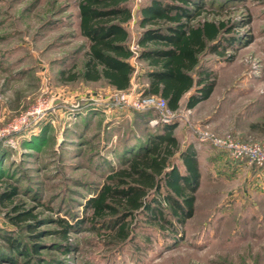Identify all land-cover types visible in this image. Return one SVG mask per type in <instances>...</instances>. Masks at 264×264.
<instances>
[{
	"label": "rangeland",
	"instance_id": "obj_1",
	"mask_svg": "<svg viewBox=\"0 0 264 264\" xmlns=\"http://www.w3.org/2000/svg\"><path fill=\"white\" fill-rule=\"evenodd\" d=\"M148 1L128 0L135 18ZM192 1L229 25L222 37L235 39L224 57L203 58L216 74L213 92L190 113L183 104L170 117L181 125L173 131L197 142V130L206 129L264 144V0ZM78 20V0H0V180L19 185L13 203L38 219L32 229L12 226L13 212L0 202V264H264V166L211 149L198 155L193 213L175 230L135 213L132 237L116 243L79 223L90 212L87 199L135 142L121 147L125 139L145 137L161 115L145 110L151 119L141 123L133 110L104 111L114 90L103 80L65 79L82 69ZM58 217L75 224L66 254ZM7 238L30 250L29 263Z\"/></svg>",
	"mask_w": 264,
	"mask_h": 264
},
{
	"label": "trees",
	"instance_id": "obj_2",
	"mask_svg": "<svg viewBox=\"0 0 264 264\" xmlns=\"http://www.w3.org/2000/svg\"><path fill=\"white\" fill-rule=\"evenodd\" d=\"M203 12L202 6L192 0H149L138 9L139 31L133 42L137 45L135 60L144 64L140 76H136L138 86L144 94L163 98L171 111L181 107L186 93L184 107L190 109L211 95L216 74L203 58L224 57L226 46L235 39L233 35L222 37V33L230 31L224 20L208 19ZM132 16L128 0H78V29L86 50L81 71L65 79L103 80L113 90L128 89L135 72L127 27ZM135 116L141 123L151 119L147 111H136ZM175 125L158 121L145 137L135 134L125 139L121 147L129 139L135 140L125 152L129 156H121L120 165L110 167L98 190L87 199L90 212L79 223L86 222L94 231L103 230L110 239L121 243L132 237L135 213L148 215L159 228L171 230L192 215L201 178L198 157L191 146L181 147L172 134ZM19 188L1 179L0 202L13 212L6 216L8 223L32 229L31 222L38 221L36 215L13 203ZM55 221L61 228L62 252L66 254L71 247L68 233L75 224L64 217ZM7 239L10 249L28 255L29 249L14 238ZM37 250L35 246L31 252L37 254Z\"/></svg>",
	"mask_w": 264,
	"mask_h": 264
},
{
	"label": "built area",
	"instance_id": "obj_3",
	"mask_svg": "<svg viewBox=\"0 0 264 264\" xmlns=\"http://www.w3.org/2000/svg\"><path fill=\"white\" fill-rule=\"evenodd\" d=\"M129 48L133 52L132 60H135L137 45L131 42ZM106 110L110 112L112 110L157 111L161 115L160 120L162 122H170V117L178 111L169 110L165 100L161 97L129 89L114 90L113 94L107 97L104 111ZM185 111L190 113L192 109L185 108ZM152 122L156 123V120H151ZM10 128L16 130L17 126H10ZM197 137L200 142H207L216 150L224 152L231 160L246 161L258 167L264 166V144L262 143L219 137L211 134L206 129L197 130Z\"/></svg>",
	"mask_w": 264,
	"mask_h": 264
},
{
	"label": "crops",
	"instance_id": "obj_4",
	"mask_svg": "<svg viewBox=\"0 0 264 264\" xmlns=\"http://www.w3.org/2000/svg\"><path fill=\"white\" fill-rule=\"evenodd\" d=\"M132 15H133V14H132ZM137 17H138V14L136 15V18H135L134 16H132V19H131L130 22L128 23V26L130 25V23H133V25H135L136 28H137L136 33L130 35V43L134 41V39L136 38L137 32L139 31V28H138V26H137V22H136ZM128 26H127V27H128ZM128 31H129V30H128ZM131 63H132V65H134V66H137L138 64L141 65V66H144L143 63L137 62L136 60H132V59H131ZM141 68H142V67H141ZM139 73H140V72H139ZM139 73H138L137 75H139ZM139 76H140V75H139ZM139 76H138V77H139ZM142 83H143V85H146V80H145V79H142ZM132 84H133V83H132V81H131V82H130V86H129L128 88H131V86H133ZM136 90H137V91H142V90H140V87H139V86H137ZM187 95H188V93H186V94L181 98V101H180L181 106H182L183 104H185V100H186ZM183 99H184V100H183ZM207 99H208V98H207ZM182 100H183V103H182ZM205 100H206V99H205ZM205 100H203V101H205ZM201 102H202V101H200L199 103H201ZM199 103H198V104H199ZM198 104H197V105H198ZM197 105H196L195 107H193L192 109H195V108L197 107ZM111 112L113 113V112H116V111L112 110ZM111 112H110V113H111ZM180 126H181L180 124H176L175 127H174L173 129L178 128V127H180ZM173 129H172V131H173ZM175 130H176V129H175ZM172 134L175 135V136L177 137V139L179 140L180 145H181L182 148H185V147H187V146H191V148L195 151L197 157H198V155H200V153H202L205 149H206V150L209 149L208 151L213 150V151H215L216 154H219V155H221V154L224 155V154H225L224 152H221V151L216 150L211 144H209V146H211V147L205 146L204 144H208V143H206V142H200V141L197 142V140H188V138L181 139V137L179 136V134H178L176 131H173ZM210 149H211V150H210ZM215 153H214V154H215ZM225 155H226V154H225ZM226 156H227V155H226ZM227 157H228V156H227ZM198 163H199V161H198ZM199 168H200V167H199ZM261 168H262V167H261Z\"/></svg>",
	"mask_w": 264,
	"mask_h": 264
}]
</instances>
